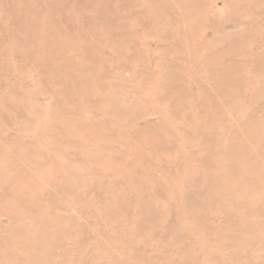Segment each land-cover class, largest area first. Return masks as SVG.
I'll use <instances>...</instances> for the list:
<instances>
[{
	"label": "rangeland",
	"instance_id": "374dc122",
	"mask_svg": "<svg viewBox=\"0 0 264 264\" xmlns=\"http://www.w3.org/2000/svg\"><path fill=\"white\" fill-rule=\"evenodd\" d=\"M0 264H264V0H0Z\"/></svg>",
	"mask_w": 264,
	"mask_h": 264
}]
</instances>
